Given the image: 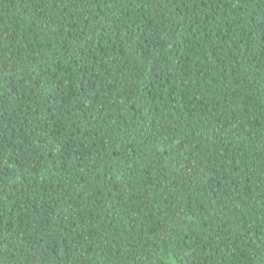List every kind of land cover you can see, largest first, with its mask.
I'll return each instance as SVG.
<instances>
[{"label": "trees", "instance_id": "obj_1", "mask_svg": "<svg viewBox=\"0 0 264 264\" xmlns=\"http://www.w3.org/2000/svg\"><path fill=\"white\" fill-rule=\"evenodd\" d=\"M0 264H264V0H0Z\"/></svg>", "mask_w": 264, "mask_h": 264}]
</instances>
